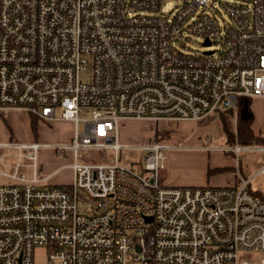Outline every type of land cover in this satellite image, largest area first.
<instances>
[{
    "label": "built area",
    "instance_id": "built-area-1",
    "mask_svg": "<svg viewBox=\"0 0 264 264\" xmlns=\"http://www.w3.org/2000/svg\"><path fill=\"white\" fill-rule=\"evenodd\" d=\"M163 1L0 0V112L70 122L56 150L75 159L73 182L50 185L37 165L48 144L0 141L17 159L0 174L13 180L0 185V264H34L35 247L47 264H264V200L251 189L264 144L219 148L261 154L236 186L164 185L171 146L154 138L119 163L121 121L235 116L239 98H264V0H183L167 13ZM186 32L204 51L178 48ZM79 150L114 161L78 162Z\"/></svg>",
    "mask_w": 264,
    "mask_h": 264
},
{
    "label": "rangeland",
    "instance_id": "rangeland-1",
    "mask_svg": "<svg viewBox=\"0 0 264 264\" xmlns=\"http://www.w3.org/2000/svg\"><path fill=\"white\" fill-rule=\"evenodd\" d=\"M182 1L164 0L161 9L166 13L175 10L181 6ZM184 36H189L190 38L183 40L184 45L179 44V49L188 53L204 51L201 38L192 34L189 35L187 32L183 35V39ZM81 78L84 81L88 80L87 75H82ZM250 107L254 115L251 130L255 137L262 139L264 138V98H253ZM223 117L235 130L234 113L228 112ZM31 118L35 119L36 124L34 126L31 125ZM79 130L82 131V125L79 126ZM72 131L73 126H68L61 121L47 124L36 117L27 115L25 112H0V141L9 142L10 144H28L31 142L48 144V146L39 149L37 158V165L39 167L38 176H47L46 184L66 185L72 183L73 172L69 168V165L75 160L73 152L71 150L61 152L56 150L57 147L62 148L64 145L70 143L73 135ZM152 138L162 140L171 146V148L178 147V150L181 149L188 154L196 155L198 158L201 153H205L208 166L213 168V173L209 177L218 184L216 186H222L225 183L232 185L231 172H238V168H240L244 177H251L262 164L260 153L242 152L237 160L233 154L219 150V148L225 147L229 143L227 137L222 132L218 113L211 114L199 121L157 123L148 120L121 121L118 124V142L126 145V147L122 148L118 153L119 163L127 166L130 163L138 161L141 154L132 147L148 143ZM251 144H257V141L251 142ZM15 153L16 151L11 148H2L0 150V156H2L0 174L13 173V166L17 162ZM113 158L114 152L109 150H79L77 161L108 164L114 161ZM21 163L23 165L19 168L18 174L31 178L32 170L27 166L26 160H22ZM234 168L235 170H233ZM208 171L212 170L208 169ZM163 173L164 168L161 172V179ZM9 183H13V180L0 175V185ZM251 189H258L264 195V177L259 176L254 179L251 183ZM250 256L257 258L258 255L253 253ZM34 264H47L45 248L35 247Z\"/></svg>",
    "mask_w": 264,
    "mask_h": 264
},
{
    "label": "crops",
    "instance_id": "crops-1",
    "mask_svg": "<svg viewBox=\"0 0 264 264\" xmlns=\"http://www.w3.org/2000/svg\"><path fill=\"white\" fill-rule=\"evenodd\" d=\"M64 123L68 126L70 125L72 126L70 122H64ZM1 142H5V141H1ZM167 151H168L167 154H165V161L167 162L166 164H164V173L162 176V182L164 185L166 186H216L218 185L213 181L212 178L209 177L213 173V168H210L208 166V163L206 160L207 157L205 156V153L204 154L201 153L199 155L200 157L198 158L196 155L188 154L187 152L181 149L178 150V147L170 148ZM227 153H231V152H227ZM208 169L212 170L210 171L211 174H208ZM233 170H235V168ZM231 175H232V179H231L232 185L225 183V184H222V186H236L239 184V176L244 177L240 168H238V172L236 171L231 172ZM72 176H73V173H72ZM72 182H73V179H72ZM69 184H66V185H69ZM66 185H63V186H66Z\"/></svg>",
    "mask_w": 264,
    "mask_h": 264
},
{
    "label": "trees",
    "instance_id": "trees-1",
    "mask_svg": "<svg viewBox=\"0 0 264 264\" xmlns=\"http://www.w3.org/2000/svg\"><path fill=\"white\" fill-rule=\"evenodd\" d=\"M251 99L250 98H239L237 103V108L235 110V130L232 128V125L227 122L223 117L224 114L228 112H233V110L218 112L220 117L222 132L227 137L229 145L234 143H239L243 145H249L251 142H256L257 144H264V138L260 139L253 135L251 130V125L254 119L253 112L251 110ZM36 124L35 119L31 118V125ZM210 171H208V174ZM264 200V195L261 192H254Z\"/></svg>",
    "mask_w": 264,
    "mask_h": 264
},
{
    "label": "water",
    "instance_id": "water-1",
    "mask_svg": "<svg viewBox=\"0 0 264 264\" xmlns=\"http://www.w3.org/2000/svg\"><path fill=\"white\" fill-rule=\"evenodd\" d=\"M205 45H209L208 42H206Z\"/></svg>",
    "mask_w": 264,
    "mask_h": 264
}]
</instances>
